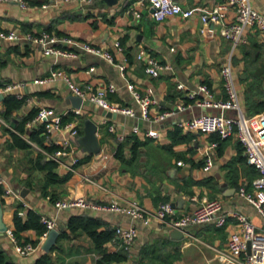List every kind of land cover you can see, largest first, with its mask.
<instances>
[{"label":"crops","instance_id":"0c3cea01","mask_svg":"<svg viewBox=\"0 0 264 264\" xmlns=\"http://www.w3.org/2000/svg\"><path fill=\"white\" fill-rule=\"evenodd\" d=\"M27 1L29 7L26 9L14 1L0 3V29L71 36L93 44L100 51L110 52L114 61L88 51H80L76 57L46 55L39 44L0 37V63H5L0 64V80L26 84L23 98L14 92L7 93L23 100L19 109L12 110L14 123L0 122V177L16 191L7 193L0 183V224L18 234L17 242H14L6 231H0V264H97L102 253L96 248L90 231L102 232L109 227L130 224L139 228V236L129 250L128 258L114 264H136L144 246L167 237L172 230L159 223L147 226L117 212L79 207L59 210L54 204L58 199L82 196L96 202H108L117 198L121 203L138 201L148 208L170 201L181 216L191 212L204 199L218 198L223 202L224 213L241 211L257 227L264 226L263 217L255 206L239 193L242 185L253 190V180L259 176V170L248 161L237 135L221 139L217 133L194 132L179 126L180 121L202 112H221L197 104L202 98V94L197 93L200 84L206 83L216 98H227L222 69L231 55L232 46L222 34L221 23L204 24L199 15L183 17L179 14L157 21L148 0H72L46 8L42 5L51 0ZM175 1L184 8H211L217 2ZM252 2L264 14V0ZM234 19L235 11L228 10L225 21ZM255 43L261 46L262 52L256 49L253 54L244 55L242 44L232 56L237 87L247 115L264 110L261 106L264 99V36L250 28L245 44ZM141 49L170 64V69L158 76L149 75L145 60L138 56ZM121 65L125 66L124 70ZM52 69H62L76 83H90L94 88L115 83L116 90L108 91L107 98L133 106L137 115L117 113L109 116V111L88 99L83 100L80 113H76L71 100L75 94L65 80L55 79L45 84L34 82V79L50 74ZM180 83L183 87H179ZM129 84L156 98L152 114L170 109H175L176 113L161 122L144 119ZM193 92L197 94L191 96ZM7 94L0 97V111L5 110L2 101ZM178 104H185L186 108L179 110ZM42 106L52 107L77 120L80 130L77 173L57 162L54 165L52 159L29 144V131L22 132L16 126L18 119L32 117ZM225 114L235 115L236 112L228 110ZM87 119L98 126L97 150L87 149L80 142L86 132ZM111 125L115 130L110 129ZM134 126L157 130L161 136L155 139L144 133H134ZM132 136L137 140L128 141ZM214 141L218 142L213 150L215 164L210 171H203L202 149ZM44 145L49 149L54 147L46 145L45 139ZM179 160L183 164L178 165ZM84 175L111 192L86 181ZM45 215L55 217L57 228L62 227L57 242L49 251L43 248L47 237L43 238L38 228V219L42 221ZM81 216L91 217L87 226L82 228L81 224L76 226L75 223L72 230L69 221H80ZM236 228L237 219L230 215L224 226L207 222L192 226L191 234L184 233L183 238L175 239L170 235L180 247V257L174 264H220L207 243L225 245ZM26 242L37 245L35 252L28 256L17 249V244ZM103 249L121 250L112 240L106 241Z\"/></svg>","mask_w":264,"mask_h":264},{"label":"built area","instance_id":"2783aa9c","mask_svg":"<svg viewBox=\"0 0 264 264\" xmlns=\"http://www.w3.org/2000/svg\"><path fill=\"white\" fill-rule=\"evenodd\" d=\"M17 2L22 8L29 7L27 0H0V3ZM72 0H51L42 7L57 5L61 2H70ZM81 2H90L91 0H76ZM153 8V16L157 21H163L173 15H182L191 17L199 15L204 24L221 23L223 36L231 42V55L222 69L224 87L227 92L226 99H218L214 96L213 91L206 84L199 85V92L202 94L197 102L204 107L221 109L220 113H204L194 117L182 120L179 126L194 132L217 133L221 139H226L232 135H237L243 144L248 161L255 165L259 170V176L253 180V190L249 191L245 185L239 189L240 195L252 203L264 220V110L254 115H247L243 109L242 99L237 87L232 56L234 51L242 44L248 42V31L254 28L264 36V14L256 9L252 0H217L211 8L191 7L184 8L175 0H148ZM235 11V19L226 22L225 17L228 10ZM0 37L9 40H26L39 44L44 54L54 55L56 57H76L80 51L100 53L109 61H114L113 55L108 51H100L96 46L89 42L80 41L71 36L59 37L49 32L33 33L19 30H2ZM121 49L119 42L116 43ZM139 58L144 59L146 63L145 70L151 76H158L161 72L170 69V64L162 62L145 49L139 52ZM125 66L121 65L124 70ZM55 79L65 80L73 94L82 97L83 100H91L99 104L107 111L136 116L137 110L130 105H122L112 102L107 98V92L116 90L115 83H109L107 87L98 86L94 88L90 83L78 84L68 73L62 69H52L50 74L34 79L35 83L45 84ZM26 87L23 81L7 82L0 86V95L7 93H16L19 98H23V90ZM179 87H183L180 83ZM132 96L139 105L141 116L150 121L161 122L167 117L176 113L175 109L165 110L152 114V105L157 102L156 98L150 94H143L133 84H129ZM196 92L191 93L195 96ZM186 108L185 104H178V109ZM234 110L235 115H227L225 111ZM81 108H75L76 113H80ZM64 115L52 107L42 106L37 114L27 122L29 129L43 125V135L45 143L48 146H54L49 149L41 146L36 141L28 138L29 142L42 151L50 159L57 162L60 166L77 173L80 157L77 151V138L80 130L76 119L64 121ZM0 122L7 124L4 117L0 114ZM111 130L115 126L111 125ZM134 133H144L155 139H159L161 133L157 130H143L139 126L133 127ZM121 139L123 136L120 137ZM218 146L214 141L202 149L204 159L203 171H210L214 164L215 158L213 150ZM178 165L183 164L182 160L177 161ZM83 178L93 184L102 186L105 190L111 192L90 176L84 175ZM0 183L6 187L7 193L16 191L7 180L0 177ZM55 207L59 210L66 208L79 207L83 210L111 211L122 213L130 216L134 220H140L144 225L153 223L162 224L170 229L180 228L183 233L191 234L190 228L194 225L213 222L217 226H224L228 221V216L237 219V228L231 232L225 245L210 246L219 259L220 264H264V226L257 227L252 219L241 211H232L229 214L223 212V202L218 198L204 199L191 212L178 216L176 208L170 201L162 202L156 208H148L138 201H127L121 203L117 198H112L108 202H96L86 197H76L70 199H58L54 202ZM23 213V212H21ZM42 221L46 226L42 237L46 238L51 229L57 228L58 221L55 217L43 216ZM116 233L112 239L113 244L119 249L131 250L137 237L139 228L134 224L117 225ZM12 241L17 242L14 231L10 228L6 230ZM17 249L24 256L31 255L37 249V245L32 242L17 244Z\"/></svg>","mask_w":264,"mask_h":264},{"label":"trees","instance_id":"16d2710c","mask_svg":"<svg viewBox=\"0 0 264 264\" xmlns=\"http://www.w3.org/2000/svg\"><path fill=\"white\" fill-rule=\"evenodd\" d=\"M242 52L244 55H251L254 53V50L258 49L261 50V46H258L256 43L254 44H244L241 46ZM261 50L260 52H262ZM5 64V63H0ZM7 82H4L3 80H0V86L5 84ZM251 96V95H250ZM264 96V93H263ZM5 107V110L0 111V114L5 118V120L10 123H14L11 113L13 109H19L22 106V99H18L15 95L7 94L3 101ZM263 104V105H262ZM261 106L264 107V99L262 101ZM38 112V111H37ZM33 114V116L30 118L27 117L25 119H18V124L16 126L22 131L26 132L29 131L30 139L33 141H36L41 146L44 145V139L45 135H43V125H39L38 127H34L31 130H28V127L26 126L27 122L33 119V117L37 114ZM72 116V115H71ZM29 118V119H28ZM73 117L70 116H64L63 120H71ZM220 138V135H219ZM131 139H136V136H132L128 138V141ZM139 142H135V144H138ZM29 144L33 146L30 142ZM125 144V143H124ZM122 144V147L123 145ZM136 150V149H135ZM54 165L56 164L55 161L52 160ZM82 220L75 221V219L69 221V226L72 230H74V224L76 223V226L81 224L82 228H85L90 220L91 217L81 216ZM17 219V218H16ZM88 219V220H87ZM38 228L43 233L46 229L45 224L43 221L38 219ZM15 233V232H14ZM116 229L115 228H107L105 231L97 232V231H90V234L94 237L96 241V248L101 252V256L97 261V264H114V262L122 261L128 258L129 251L125 249H121L118 251H107L103 249V246L106 241L112 240L115 236ZM17 232L15 233V235ZM18 235V234H17ZM16 235V237H17ZM35 243V242H32ZM180 257V247L176 245V240L173 239L170 235L167 237H162L157 239L153 244L146 245L143 247L140 253V258L136 260V264H174V261Z\"/></svg>","mask_w":264,"mask_h":264},{"label":"water","instance_id":"95a60500","mask_svg":"<svg viewBox=\"0 0 264 264\" xmlns=\"http://www.w3.org/2000/svg\"><path fill=\"white\" fill-rule=\"evenodd\" d=\"M112 1V0H109ZM0 97H3V95H0ZM71 100L74 103L75 108H81L83 99L80 96L77 95H72ZM117 113L109 111L108 115L109 116H116ZM97 130L98 126L95 122H93L91 119L86 120V132L84 136L80 139V142L82 145L87 148V149H93L97 150L99 147L98 143V137H97ZM2 224V223H1ZM0 224V231H6L7 227L6 225ZM61 228H54L51 229L48 233V236L46 240L43 243V248L47 251H49L53 245L57 242V239L61 233ZM170 235L175 238V239H180L183 238L184 233L180 228H174L170 231Z\"/></svg>","mask_w":264,"mask_h":264},{"label":"rangeland","instance_id":"374dc122","mask_svg":"<svg viewBox=\"0 0 264 264\" xmlns=\"http://www.w3.org/2000/svg\"><path fill=\"white\" fill-rule=\"evenodd\" d=\"M215 109H218V108H215ZM219 111H221V109H218ZM204 113H210V112H202V113H200V114H198V115H201V114H204ZM211 113H216V112H211ZM211 244H213V243H211ZM206 245V244H205ZM207 246V245H206Z\"/></svg>","mask_w":264,"mask_h":264}]
</instances>
